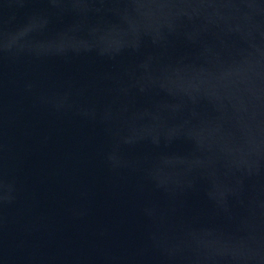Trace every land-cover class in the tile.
I'll list each match as a JSON object with an SVG mask.
<instances>
[{
	"label": "water",
	"instance_id": "obj_1",
	"mask_svg": "<svg viewBox=\"0 0 264 264\" xmlns=\"http://www.w3.org/2000/svg\"><path fill=\"white\" fill-rule=\"evenodd\" d=\"M0 264H264V0H0Z\"/></svg>",
	"mask_w": 264,
	"mask_h": 264
}]
</instances>
